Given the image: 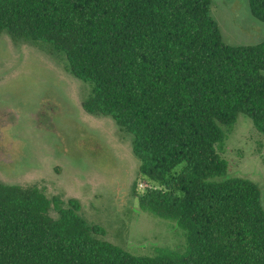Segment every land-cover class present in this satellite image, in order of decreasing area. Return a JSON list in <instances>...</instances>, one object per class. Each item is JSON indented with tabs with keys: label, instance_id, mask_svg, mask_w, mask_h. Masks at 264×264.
<instances>
[{
	"label": "trees",
	"instance_id": "16d2710c",
	"mask_svg": "<svg viewBox=\"0 0 264 264\" xmlns=\"http://www.w3.org/2000/svg\"><path fill=\"white\" fill-rule=\"evenodd\" d=\"M249 7L264 23V0ZM4 34L46 46L90 86L84 110L132 136L139 208L186 243L137 256L77 199L0 183V264H264L262 189L221 154L240 114L264 138V40L225 43L212 0H0Z\"/></svg>",
	"mask_w": 264,
	"mask_h": 264
},
{
	"label": "rangeland",
	"instance_id": "374dc122",
	"mask_svg": "<svg viewBox=\"0 0 264 264\" xmlns=\"http://www.w3.org/2000/svg\"><path fill=\"white\" fill-rule=\"evenodd\" d=\"M212 16L225 43L250 46L264 40V23L249 0H212ZM90 86L65 71L46 46L0 38V183L37 186L49 199H77L81 215L106 231L105 239L137 256L156 248L183 250L186 239L173 220L143 212L133 195L140 162L132 136L108 117L87 113ZM229 175L251 180L263 193L264 138L238 116L221 153ZM53 216L56 214L53 212Z\"/></svg>",
	"mask_w": 264,
	"mask_h": 264
}]
</instances>
